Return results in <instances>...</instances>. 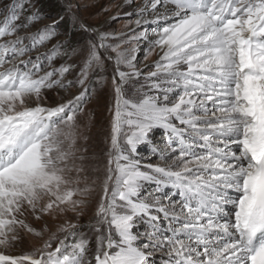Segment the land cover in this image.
Wrapping results in <instances>:
<instances>
[{
    "label": "snow or ice",
    "instance_id": "6c2138e0",
    "mask_svg": "<svg viewBox=\"0 0 264 264\" xmlns=\"http://www.w3.org/2000/svg\"><path fill=\"white\" fill-rule=\"evenodd\" d=\"M43 3L0 0V246L43 241L0 264H264V0H142L120 33Z\"/></svg>",
    "mask_w": 264,
    "mask_h": 264
},
{
    "label": "rangeland",
    "instance_id": "374dc122",
    "mask_svg": "<svg viewBox=\"0 0 264 264\" xmlns=\"http://www.w3.org/2000/svg\"><path fill=\"white\" fill-rule=\"evenodd\" d=\"M62 2V0H44L43 8L45 11L50 12L51 14L55 15L57 11H59V4ZM73 7H75L76 4H80V11L79 16L85 20L87 23L96 25L101 24L102 31H110V32H127V25L129 20H134L135 16L132 17H125L123 16V13L133 11V8L135 5L142 3V0H133V5L128 6L125 4L124 0H72ZM118 5H122V7H118ZM117 13L120 14V18L117 20H111L110 18L115 16ZM2 19V17H0ZM70 28L71 25H62L61 30L63 28ZM43 51V49H42ZM144 52L140 51L139 54V61H143ZM155 59L154 56L149 57V61ZM62 61L57 60L56 66H59V63ZM109 83L111 78V72L109 71ZM71 79V76L69 77ZM73 92H75V89H73ZM48 95L52 99H58L59 97L56 96L55 93H48ZM111 100V95L109 92L105 89H97L96 93L93 95V98L88 102L86 105V110L90 113H92V120L89 122V117L81 116V123L82 126L87 124L88 129L90 131L88 134L91 136L90 141H88L89 146V155L93 151L97 153V155H100V150L104 147V119L107 117V105L109 101ZM157 139L159 137L157 136ZM85 142L81 139L78 141L79 145H83ZM140 149V158L143 160L146 158L148 154V149L146 145L139 146ZM94 209L89 208L86 215H84L81 218V221L84 224H87L89 221V216L93 214ZM73 213H68L67 217L71 218L73 217ZM65 217L63 215H58L56 218L45 216L43 220L37 221L35 217H29V222L32 223L37 229H44L47 228V231L44 233V240H47L49 238V235L53 232H56L57 226L64 222ZM47 222V224L45 223ZM75 222V220H73ZM86 230V229H85ZM58 235H60L58 233ZM43 241H41L39 238L26 236L25 242L22 245H17L15 247H3L0 246L4 252L11 251V253H14L15 255L12 256H20L24 255L29 251L34 250L35 248L41 247ZM55 243V242H54ZM157 264H159V261H157Z\"/></svg>",
    "mask_w": 264,
    "mask_h": 264
},
{
    "label": "bare ground",
    "instance_id": "6f19581e",
    "mask_svg": "<svg viewBox=\"0 0 264 264\" xmlns=\"http://www.w3.org/2000/svg\"><path fill=\"white\" fill-rule=\"evenodd\" d=\"M143 48V45L141 46V49ZM143 51V50H141ZM0 254H5V255H15L14 253H11V251H6L4 252V250L0 247Z\"/></svg>",
    "mask_w": 264,
    "mask_h": 264
}]
</instances>
